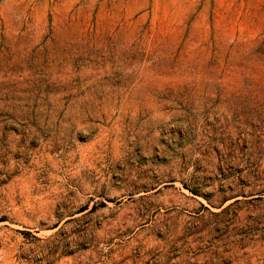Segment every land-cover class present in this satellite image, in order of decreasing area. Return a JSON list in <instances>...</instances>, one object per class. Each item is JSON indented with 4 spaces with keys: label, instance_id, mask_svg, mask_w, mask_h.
<instances>
[{
    "label": "rangeland",
    "instance_id": "obj_1",
    "mask_svg": "<svg viewBox=\"0 0 264 264\" xmlns=\"http://www.w3.org/2000/svg\"><path fill=\"white\" fill-rule=\"evenodd\" d=\"M0 264H264V0H0Z\"/></svg>",
    "mask_w": 264,
    "mask_h": 264
}]
</instances>
